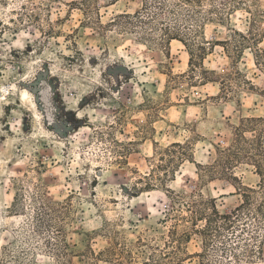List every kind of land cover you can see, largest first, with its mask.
<instances>
[{
    "label": "rangeland",
    "instance_id": "374dc122",
    "mask_svg": "<svg viewBox=\"0 0 264 264\" xmlns=\"http://www.w3.org/2000/svg\"><path fill=\"white\" fill-rule=\"evenodd\" d=\"M144 1L90 0L86 13L82 0H0V264H199L200 195L225 214L241 186L253 214L205 264H264L248 236L262 233L260 178L215 163L241 120L264 118V0H165L186 46L160 44L158 27L99 25Z\"/></svg>",
    "mask_w": 264,
    "mask_h": 264
},
{
    "label": "trees",
    "instance_id": "16d2710c",
    "mask_svg": "<svg viewBox=\"0 0 264 264\" xmlns=\"http://www.w3.org/2000/svg\"><path fill=\"white\" fill-rule=\"evenodd\" d=\"M112 2H116L117 0H111ZM145 3H142V8L140 11L135 12L133 15L123 13L120 15L114 16L109 23L106 25H102L99 23L101 28H110L116 26L119 30L126 29H135L137 26L151 27L156 28L161 31L162 38L161 43L164 44L166 42H170L173 40L181 42L184 46L187 45L186 40L180 35L179 29H175V27H171L169 23H165L172 18V10H168V5L165 0H146ZM201 0H175L173 3V7L181 10L184 6L197 5ZM90 0H82L81 5L86 6V13L89 12ZM74 4V3H73ZM76 5V4H75ZM98 14V13H97ZM187 21H190L193 16L191 14H183L182 15ZM164 24H166L164 26ZM264 57V55H263ZM247 134H252L251 137H248ZM173 146L181 147V144L175 143ZM217 158L215 163L221 165L224 169L223 174L226 176H230L234 180L238 181L236 177L233 175H228V171L232 170L237 163H248L252 165L255 169L256 174L259 176L260 181L258 183V189L261 191V194L264 195V118H246L240 121L239 125L235 128L234 134L231 139V143L228 147L223 149H217L216 151ZM195 165L198 167L195 163ZM240 186V184H239ZM237 189V188H236ZM242 189V190H241ZM238 191H242L240 194L242 202L241 204L233 211L229 213L221 214L214 200H207L202 195H200V201L206 205L208 212L199 211L195 214V221L204 222L201 226L195 224L194 233L198 234L202 239V247L201 252L196 253L194 257L200 259L199 264H205L208 262L207 260V252L208 248L212 240H222L224 241L222 234L225 230L231 228L237 221L243 219V214L246 211L247 217L252 215L251 207V194L254 193V190L243 187L237 189ZM188 207L192 208V204L188 205ZM256 218L258 219L257 227L261 232L257 237L250 234L248 231L249 239H256L258 243L261 244L264 242V197L261 204H259L256 210ZM203 220V221H202ZM190 237L189 233H182L176 241H186ZM247 241V240H246ZM245 241V254L243 255L245 260L252 259V250L248 249V244ZM223 243V242H222ZM114 249L108 250V255L110 253H114ZM92 260L94 261H105V252L94 253L89 252ZM234 258L236 261H240L239 256L234 254ZM108 259V257L106 258ZM262 259V257L260 258ZM207 260V261H205ZM184 260L177 261L176 264H182ZM107 262V261H105ZM218 263L222 262L220 260ZM170 264V263H169Z\"/></svg>",
    "mask_w": 264,
    "mask_h": 264
},
{
    "label": "bare ground",
    "instance_id": "6f19581e",
    "mask_svg": "<svg viewBox=\"0 0 264 264\" xmlns=\"http://www.w3.org/2000/svg\"><path fill=\"white\" fill-rule=\"evenodd\" d=\"M26 95H27V93H26V92H23V96H25V97H26Z\"/></svg>",
    "mask_w": 264,
    "mask_h": 264
}]
</instances>
